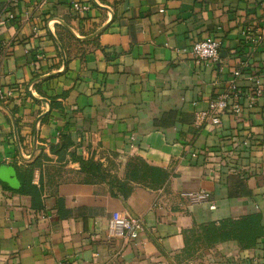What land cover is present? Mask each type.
<instances>
[{"label":"crops","instance_id":"0c3cea01","mask_svg":"<svg viewBox=\"0 0 264 264\" xmlns=\"http://www.w3.org/2000/svg\"><path fill=\"white\" fill-rule=\"evenodd\" d=\"M0 17V166L32 170L40 192L34 206L0 180V264H260L264 233L185 243L250 213L264 228V93L195 122L234 70L243 93L264 89V0H0ZM206 36L213 63L191 54ZM140 161L159 185L126 178ZM200 189L214 208L191 201ZM116 211L143 220L136 240L108 237Z\"/></svg>","mask_w":264,"mask_h":264},{"label":"built area","instance_id":"2783aa9c","mask_svg":"<svg viewBox=\"0 0 264 264\" xmlns=\"http://www.w3.org/2000/svg\"><path fill=\"white\" fill-rule=\"evenodd\" d=\"M75 10L83 11L87 9L86 5L74 3ZM3 24V18L0 17V26ZM220 42L213 36H206L194 42L191 46V54L196 60H203L208 62H216L219 59ZM240 71L234 70L232 78L228 84V88L222 94H219L215 99L210 100L208 108L199 111L195 114V122L201 125L204 120L208 119L212 125L220 122V114L230 110L235 118H240V113L243 109L242 98L246 99L245 105L252 107L256 100L263 95L264 89L259 77L253 78V88L246 94L243 93L237 85V78ZM3 97L0 92V98ZM243 98V99H244ZM188 195L194 203L208 204L210 208H214L215 204L210 199V194L207 190L200 189L198 191L190 192ZM144 222L141 218L135 216H128L122 212H113L108 225V237L111 239L120 238L123 241L136 240L144 231ZM97 256V253L93 254ZM260 264H264V256L260 257Z\"/></svg>","mask_w":264,"mask_h":264},{"label":"trees","instance_id":"16d2710c","mask_svg":"<svg viewBox=\"0 0 264 264\" xmlns=\"http://www.w3.org/2000/svg\"><path fill=\"white\" fill-rule=\"evenodd\" d=\"M51 151L55 152L53 146H51ZM140 163L143 164L145 168L144 174L141 175L138 174V172H133L131 174L127 173L126 178L142 182L147 186L159 185L161 183L159 178L163 175V172L151 169L142 161H140ZM84 166L94 167V169L97 170L95 176L98 175L105 179L104 171L99 164L88 162L84 163ZM16 171L18 179L21 183L17 192L30 195L33 199L34 206H39V203L37 202L40 192L31 182L32 170L20 169L19 167H16ZM149 175H153L154 177H150L149 181H146V178ZM263 233L264 228L261 224V215L257 212L236 218H224L218 222L201 224L192 229L190 231V238L186 239L185 250L192 252L200 247H209L217 242L229 240L236 241L241 248H250L256 243V240L263 235Z\"/></svg>","mask_w":264,"mask_h":264},{"label":"water","instance_id":"95a60500","mask_svg":"<svg viewBox=\"0 0 264 264\" xmlns=\"http://www.w3.org/2000/svg\"><path fill=\"white\" fill-rule=\"evenodd\" d=\"M221 56H223V54H221ZM11 117H12L13 123L15 124V121L12 115ZM32 156L33 154L30 156V158ZM0 180L6 183L10 188L14 190H17L20 187V181L17 178L16 170L11 165H1L0 166Z\"/></svg>","mask_w":264,"mask_h":264}]
</instances>
